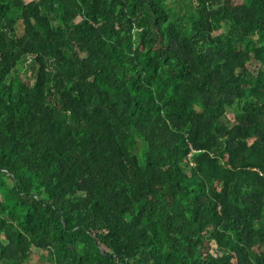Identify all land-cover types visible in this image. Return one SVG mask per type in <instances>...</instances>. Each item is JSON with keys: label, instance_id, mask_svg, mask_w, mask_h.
<instances>
[{"label": "trees", "instance_id": "1", "mask_svg": "<svg viewBox=\"0 0 264 264\" xmlns=\"http://www.w3.org/2000/svg\"><path fill=\"white\" fill-rule=\"evenodd\" d=\"M34 252L264 264V0H0V264Z\"/></svg>", "mask_w": 264, "mask_h": 264}, {"label": "rangeland", "instance_id": "2", "mask_svg": "<svg viewBox=\"0 0 264 264\" xmlns=\"http://www.w3.org/2000/svg\"><path fill=\"white\" fill-rule=\"evenodd\" d=\"M236 1H242V0H236ZM166 2L169 4V6L174 10V11H178L181 9L182 12H185V9L189 10V7H193L194 6V0L191 2H189V0H166ZM192 6H189V5ZM45 254V253H42ZM39 253L34 252L32 255V260L31 263L32 264H51L50 260H43L39 258Z\"/></svg>", "mask_w": 264, "mask_h": 264}]
</instances>
